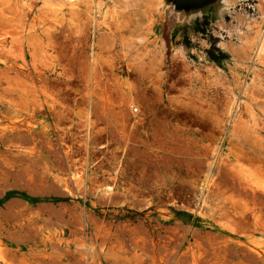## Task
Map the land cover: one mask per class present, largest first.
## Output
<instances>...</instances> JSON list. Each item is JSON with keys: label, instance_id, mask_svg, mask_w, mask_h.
I'll list each match as a JSON object with an SVG mask.
<instances>
[{"label": "rangeland", "instance_id": "1", "mask_svg": "<svg viewBox=\"0 0 264 264\" xmlns=\"http://www.w3.org/2000/svg\"><path fill=\"white\" fill-rule=\"evenodd\" d=\"M105 93L118 145L58 125ZM103 154L137 186L118 221L38 205ZM0 264H264V0H0Z\"/></svg>", "mask_w": 264, "mask_h": 264}, {"label": "crops", "instance_id": "2", "mask_svg": "<svg viewBox=\"0 0 264 264\" xmlns=\"http://www.w3.org/2000/svg\"><path fill=\"white\" fill-rule=\"evenodd\" d=\"M110 83H115V80L106 77L104 79L106 88L110 86ZM103 98L104 104L100 105L98 109L78 106L60 110L59 122L64 123L59 124L57 122L58 125L61 128L69 127V122L76 118V121H73L72 124L77 122L82 128L92 127L91 138L89 137L91 147L101 146L107 148L110 145H118V132L122 131L126 124H131L132 127L137 126L138 119H134L136 115L132 116L133 112L131 110L128 111L112 104L116 102V99H113L109 94L105 93ZM158 106L160 105L152 108V114L155 115L160 110L163 113L167 110L169 113V107ZM160 121L164 124L165 122L169 123V119L166 120L164 117L154 116L150 119V124L155 126ZM95 132L100 136H96ZM99 140L101 141L99 142ZM83 162L85 168L83 172L77 173V171H74L59 175L58 186L52 191V195L60 198L73 195L78 200L77 202H70L72 204L63 201L57 203L42 202L38 203V205L53 206L60 211L74 210L83 212L79 218L85 224L107 223L108 219L118 221V208L124 207L131 202L127 196L137 192V189H135L137 187L136 183L131 180L133 177H130L129 183L123 184V174L118 172V156L115 155H89L88 158L84 157ZM122 195L125 196L122 198ZM25 205L30 206V203L19 198H11L6 203L8 208L23 207ZM59 217L62 216L60 215Z\"/></svg>", "mask_w": 264, "mask_h": 264}, {"label": "water", "instance_id": "3", "mask_svg": "<svg viewBox=\"0 0 264 264\" xmlns=\"http://www.w3.org/2000/svg\"><path fill=\"white\" fill-rule=\"evenodd\" d=\"M175 7L180 10H184L187 8H199L204 7L212 0H171Z\"/></svg>", "mask_w": 264, "mask_h": 264}, {"label": "trees", "instance_id": "4", "mask_svg": "<svg viewBox=\"0 0 264 264\" xmlns=\"http://www.w3.org/2000/svg\"><path fill=\"white\" fill-rule=\"evenodd\" d=\"M212 60L216 61L219 64V62L217 61V59H215V57H212Z\"/></svg>", "mask_w": 264, "mask_h": 264}, {"label": "built area", "instance_id": "5", "mask_svg": "<svg viewBox=\"0 0 264 264\" xmlns=\"http://www.w3.org/2000/svg\"><path fill=\"white\" fill-rule=\"evenodd\" d=\"M134 112H135V113L138 112V109H137V108H134Z\"/></svg>", "mask_w": 264, "mask_h": 264}]
</instances>
